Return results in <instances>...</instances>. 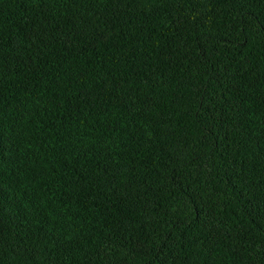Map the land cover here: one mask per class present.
<instances>
[{"label": "trees", "instance_id": "16d2710c", "mask_svg": "<svg viewBox=\"0 0 264 264\" xmlns=\"http://www.w3.org/2000/svg\"><path fill=\"white\" fill-rule=\"evenodd\" d=\"M0 264H264V0H0Z\"/></svg>", "mask_w": 264, "mask_h": 264}]
</instances>
